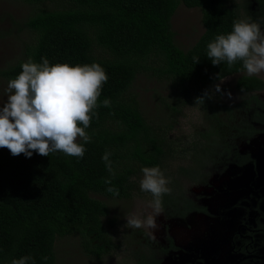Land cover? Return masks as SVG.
Masks as SVG:
<instances>
[{"label": "trees", "instance_id": "16d2710c", "mask_svg": "<svg viewBox=\"0 0 264 264\" xmlns=\"http://www.w3.org/2000/svg\"><path fill=\"white\" fill-rule=\"evenodd\" d=\"M22 1L31 6L24 27L33 34V42L26 44L16 63L0 70V77L7 81L14 78L21 71V61L28 57L35 62L46 57L50 63L98 62L108 80L98 98L96 116L86 129L92 142L85 145L82 159L62 153L49 157L34 153L30 158L0 154V264H10L12 258L21 256H31L34 264H56L57 237L74 233L82 236L88 257L100 259L109 254L113 249V222L111 228L106 226L109 206L98 197L130 199L133 178L143 167L164 170L177 147L168 141L166 128L186 104L200 105L211 122L209 131L200 134L206 141L190 143L191 159L201 150L209 152L211 144L216 147L220 140L224 149L213 152V168L231 155L240 165L253 161L251 152L239 151L235 143L259 132L257 126L262 122L258 117H264V104L252 94L264 90V81L244 74L239 61L231 66L212 65L206 57L207 43L231 31L233 20L240 18L232 0ZM255 1L258 8L254 20L264 30V0ZM179 4L202 12L204 33L187 50L175 43L171 28ZM236 74L240 76L234 88L245 95L241 104L245 116L231 126L220 118L221 109L229 119L242 110L220 106L218 98V104L213 97L205 98V102L196 99L219 83V77ZM141 75L165 81L172 88L173 101L165 103L168 121L150 123L143 116L137 97L131 93ZM105 98L110 100V107L102 105ZM106 150L111 152V172L101 158ZM208 170L198 165L184 172L187 176L195 171L198 180L194 182H199ZM108 187L118 189L119 196L108 192ZM162 208L206 209L196 206L185 193L178 196L171 189L162 198Z\"/></svg>", "mask_w": 264, "mask_h": 264}, {"label": "rangeland", "instance_id": "374dc122", "mask_svg": "<svg viewBox=\"0 0 264 264\" xmlns=\"http://www.w3.org/2000/svg\"><path fill=\"white\" fill-rule=\"evenodd\" d=\"M232 3L240 18H251L255 21L254 12L258 8L257 1L232 0ZM30 13L31 6L22 0H0V70L16 63L26 44L33 42V34L24 27V21ZM171 28L175 35V43L183 50L189 49L204 33L201 10L189 9L179 4L171 18ZM239 76L236 74L223 80L221 84L223 95L214 92L210 94L217 104L216 98L222 103L220 106L225 105L230 109L235 107L236 110H242L241 104L246 100L245 95H241L234 88V82ZM256 77L264 81V73ZM7 82L0 77V102L7 99L5 93ZM170 89L172 88L165 81L157 80L153 76L141 75L133 83L131 93L137 97L140 110L150 123L158 124L168 121L165 103L173 101ZM227 93H231V96L229 97ZM169 94L171 99L170 96L168 98ZM252 95L264 104V90ZM205 113L206 111L198 104H186L181 108L174 122L169 123L170 127L166 128L169 131L168 141L177 146L176 152L171 154L173 157H169L162 170L170 180L169 189L174 190L178 196L185 193L193 201L207 207L212 215L203 218L193 214L184 221L171 223L162 208L161 214L156 218V229L153 235H147V237L161 241L165 237V228L168 226L174 243L183 247L182 251L168 255L164 264H191L190 261L196 256L198 242L202 240L203 255H213L219 248L221 257L224 258L230 248L227 238L236 229V224L232 227L230 223L243 220L252 223L256 211L264 209V126L259 127L260 130L256 136L249 139L241 138L237 141L238 143H235L239 151L251 152L254 157L252 164L238 166L235 162L228 160L213 168V158H211L213 152L224 149L220 140L216 147L213 143L211 144L209 152L202 153L201 150L193 159L190 158L192 152H189L192 141L198 139L201 144L206 141L205 137L200 136L201 133L209 131V124H211ZM219 116L226 124L232 126L238 123L241 117L244 118L245 113L243 110L234 112L229 119L228 113L221 109ZM0 154L10 155V152L7 148H0ZM198 165L210 171L208 170L209 173L203 181L194 182L198 180L196 172L192 171L193 173L186 176L184 169L191 166L197 169ZM141 176L142 173L139 172V175L133 178L134 189L130 199L98 197L109 206L110 212L105 220L106 226L111 228L110 222H113L111 252L100 259L88 257L83 251L82 236L74 233L57 237L56 264H134L135 252H147L146 247L142 248L139 245L141 239L146 238L147 229H129L124 226L127 217L143 218L151 212L148 207V202L152 199L151 194L142 192L139 188ZM249 210H251L250 214H247ZM137 240L140 241L137 242ZM184 248L188 249V253Z\"/></svg>", "mask_w": 264, "mask_h": 264}, {"label": "clouds", "instance_id": "9594fccd", "mask_svg": "<svg viewBox=\"0 0 264 264\" xmlns=\"http://www.w3.org/2000/svg\"><path fill=\"white\" fill-rule=\"evenodd\" d=\"M206 57L212 65L227 63L229 66L241 62L248 76L264 73V30L251 18L233 20L231 31L216 35L206 45ZM199 58L196 59V63ZM21 71L8 80L5 89L6 101L0 102V148H7L12 156L33 154L49 157L62 153L82 159L85 145L92 142L86 132L96 112L98 98L108 76L105 69L93 61L90 64L50 63L42 57L35 62L31 57L21 61ZM211 90L205 91L196 102H205L211 93L224 94L223 79L219 77ZM230 97L231 93H227ZM104 107H110L105 98ZM111 152L105 151L102 160L109 172L112 171ZM139 188L151 194L148 207L151 209L143 218H126L129 229H147L152 236L156 229V218L162 211V198L170 192V180L159 166L141 169ZM110 184V180H105ZM107 191L119 196V190L108 187ZM47 261V257L43 258ZM34 264L31 256L12 258L10 264Z\"/></svg>", "mask_w": 264, "mask_h": 264}, {"label": "flooded vegetation", "instance_id": "af4514ba", "mask_svg": "<svg viewBox=\"0 0 264 264\" xmlns=\"http://www.w3.org/2000/svg\"><path fill=\"white\" fill-rule=\"evenodd\" d=\"M264 115V110H262ZM262 123L257 127L258 130L260 126H264V117H258ZM256 136V135H255ZM254 137V136H253ZM249 139V138H248ZM244 153V152H243ZM231 155L228 160H232ZM250 156L253 161L244 162L242 165H247L248 163L254 162V157L252 154ZM249 166V165H248ZM196 203L199 208L206 209H163L166 217L171 220V223L177 221H184L189 216L195 214L201 217H210L212 215L211 211L207 207ZM262 210V211H261ZM256 211V216L253 217L252 223L248 220L239 221L235 223L232 221L231 226L236 224V229L227 238V243L230 244L229 250L225 253L224 258L221 257V251L218 248L213 255H203V240L198 242L199 246L195 250L196 256L193 257L191 264H264V209ZM250 211L247 214H250ZM166 234L161 241L151 240L146 238L141 239L139 245L147 248V252L138 251L135 252L134 264H164L165 259L168 255L176 251H182V246L175 244L172 236L168 231V226L165 228ZM135 234V233H134ZM135 237H133L134 239ZM140 240H137L139 242ZM157 242V243H154ZM185 252L188 253V249L184 248ZM154 261V263H152Z\"/></svg>", "mask_w": 264, "mask_h": 264}]
</instances>
